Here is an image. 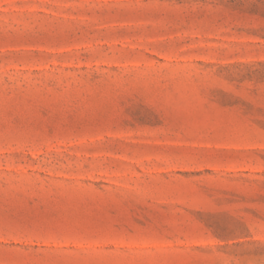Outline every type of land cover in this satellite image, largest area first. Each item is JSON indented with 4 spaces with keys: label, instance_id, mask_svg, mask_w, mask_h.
<instances>
[{
    "label": "rangeland",
    "instance_id": "rangeland-1",
    "mask_svg": "<svg viewBox=\"0 0 264 264\" xmlns=\"http://www.w3.org/2000/svg\"><path fill=\"white\" fill-rule=\"evenodd\" d=\"M0 264H264V0H0Z\"/></svg>",
    "mask_w": 264,
    "mask_h": 264
}]
</instances>
